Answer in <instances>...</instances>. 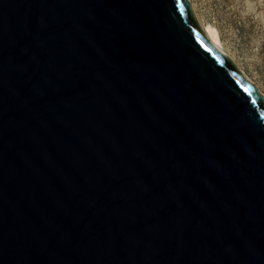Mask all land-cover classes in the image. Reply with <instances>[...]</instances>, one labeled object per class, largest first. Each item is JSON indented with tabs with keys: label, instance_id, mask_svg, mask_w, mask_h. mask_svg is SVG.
Masks as SVG:
<instances>
[{
	"label": "water",
	"instance_id": "water-1",
	"mask_svg": "<svg viewBox=\"0 0 264 264\" xmlns=\"http://www.w3.org/2000/svg\"><path fill=\"white\" fill-rule=\"evenodd\" d=\"M0 264H264V95L189 0H0Z\"/></svg>",
	"mask_w": 264,
	"mask_h": 264
},
{
	"label": "rangeland",
	"instance_id": "rangeland-1",
	"mask_svg": "<svg viewBox=\"0 0 264 264\" xmlns=\"http://www.w3.org/2000/svg\"><path fill=\"white\" fill-rule=\"evenodd\" d=\"M200 25L216 27L227 58L264 95V0H191Z\"/></svg>",
	"mask_w": 264,
	"mask_h": 264
},
{
	"label": "bare ground",
	"instance_id": "bare-ground-1",
	"mask_svg": "<svg viewBox=\"0 0 264 264\" xmlns=\"http://www.w3.org/2000/svg\"><path fill=\"white\" fill-rule=\"evenodd\" d=\"M191 1V0H189ZM201 30L203 31L205 37L208 39L210 44L217 49L220 53L226 55V50L224 48L221 35L218 29L212 25L203 26L200 25Z\"/></svg>",
	"mask_w": 264,
	"mask_h": 264
}]
</instances>
